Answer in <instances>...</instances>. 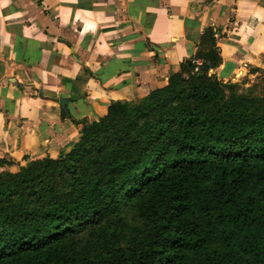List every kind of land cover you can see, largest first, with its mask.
Returning a JSON list of instances; mask_svg holds the SVG:
<instances>
[{"label": "trees", "instance_id": "16d2710c", "mask_svg": "<svg viewBox=\"0 0 264 264\" xmlns=\"http://www.w3.org/2000/svg\"><path fill=\"white\" fill-rule=\"evenodd\" d=\"M195 59L69 154L0 174V264H264V95L210 77L214 48Z\"/></svg>", "mask_w": 264, "mask_h": 264}, {"label": "crops", "instance_id": "0c3cea01", "mask_svg": "<svg viewBox=\"0 0 264 264\" xmlns=\"http://www.w3.org/2000/svg\"><path fill=\"white\" fill-rule=\"evenodd\" d=\"M213 48L210 77L261 84L264 0H0V174L69 154L82 123L147 100Z\"/></svg>", "mask_w": 264, "mask_h": 264}, {"label": "rangeland", "instance_id": "374dc122", "mask_svg": "<svg viewBox=\"0 0 264 264\" xmlns=\"http://www.w3.org/2000/svg\"><path fill=\"white\" fill-rule=\"evenodd\" d=\"M264 80V78H263ZM237 94L239 96L243 97H261V95H264V83L254 85L252 87L245 86L243 83L235 84Z\"/></svg>", "mask_w": 264, "mask_h": 264}, {"label": "water", "instance_id": "95a60500", "mask_svg": "<svg viewBox=\"0 0 264 264\" xmlns=\"http://www.w3.org/2000/svg\"><path fill=\"white\" fill-rule=\"evenodd\" d=\"M188 63H191L190 61ZM201 76V75H200ZM71 102L70 99L68 98H63L60 100V110H61V115L64 117L68 113V105Z\"/></svg>", "mask_w": 264, "mask_h": 264}, {"label": "built area", "instance_id": "2783aa9c", "mask_svg": "<svg viewBox=\"0 0 264 264\" xmlns=\"http://www.w3.org/2000/svg\"><path fill=\"white\" fill-rule=\"evenodd\" d=\"M192 64L194 66V70H193V74H198L200 72V69L204 66V65H208L204 60L202 59H194L192 61Z\"/></svg>", "mask_w": 264, "mask_h": 264}]
</instances>
